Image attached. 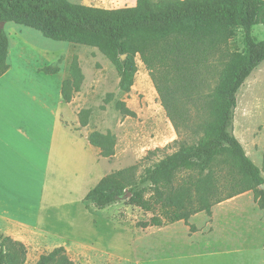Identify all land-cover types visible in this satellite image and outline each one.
<instances>
[{
  "label": "trees",
  "instance_id": "16d2710c",
  "mask_svg": "<svg viewBox=\"0 0 264 264\" xmlns=\"http://www.w3.org/2000/svg\"><path fill=\"white\" fill-rule=\"evenodd\" d=\"M0 22L34 29L54 41L98 49L118 72L122 93L130 92L134 84L139 56L181 137L174 142L178 150L139 179L133 168L103 177L84 198L86 210H105L124 202L153 214L149 221L138 223L139 228H161L188 223L198 213L211 215L214 206L252 191L264 212V168L247 156L233 134L238 93L264 62V40L257 41L253 35L255 26L264 25V0H136L133 7L113 10L67 0H0ZM237 30L244 34L243 52L228 48ZM10 48L3 30L0 78L11 68ZM217 55L223 64L219 80L209 95H197L201 74ZM38 71L54 75L60 68L45 66ZM83 80L74 58L61 89L66 103L80 92ZM197 104L204 113L191 111V105ZM116 108L134 114L122 102ZM89 114L87 109L79 111L81 127L89 125ZM88 142L101 158L115 154L116 138L111 132L93 131ZM0 240V264L26 263L27 247L22 242L7 236ZM36 264L75 263L60 246L41 255Z\"/></svg>",
  "mask_w": 264,
  "mask_h": 264
},
{
  "label": "rangeland",
  "instance_id": "374dc122",
  "mask_svg": "<svg viewBox=\"0 0 264 264\" xmlns=\"http://www.w3.org/2000/svg\"><path fill=\"white\" fill-rule=\"evenodd\" d=\"M67 1L108 10L136 5V0ZM4 30L11 47L24 43L20 54L31 66H57V76L69 77L71 63L78 58L84 80L72 103L79 111L90 110L89 125L83 130L87 135L93 131L111 132L116 138L112 157L101 158L95 150L97 167L89 152V190L96 186V177L123 169L133 168L135 178L139 179L148 168L178 150L174 142L181 137L167 117L151 74L139 56L134 84L130 92L122 93L118 72L98 49L54 41L13 23L6 24ZM253 35L257 41L264 40V25L255 26ZM28 48L42 59L28 57ZM228 48L231 52L244 51L242 30H237ZM222 68L217 55L201 74L202 87L197 95L204 97L213 91ZM108 95L111 97L107 102ZM237 99L233 134L247 156L263 169L264 62L246 80ZM117 102L124 103L134 114H123L116 108ZM201 108V104L191 105L194 113H204ZM50 210V222L62 234L54 241L26 245L25 264H36L56 241L66 248L75 264H264V212L252 191L214 206L211 215L198 213L188 223L181 221L161 228H139L138 223L149 221L153 214L124 202L105 210H86L80 193L72 194L65 206Z\"/></svg>",
  "mask_w": 264,
  "mask_h": 264
},
{
  "label": "crops",
  "instance_id": "0c3cea01",
  "mask_svg": "<svg viewBox=\"0 0 264 264\" xmlns=\"http://www.w3.org/2000/svg\"><path fill=\"white\" fill-rule=\"evenodd\" d=\"M23 45L10 48L11 68L0 78V234L26 246L62 234L50 222V209L77 193L83 203L90 191L89 152L98 164L79 110L63 100L65 75L39 72L48 65L31 66L20 54ZM29 50L28 57L42 59ZM102 178H95L96 186ZM53 243V249L61 245Z\"/></svg>",
  "mask_w": 264,
  "mask_h": 264
},
{
  "label": "water",
  "instance_id": "95a60500",
  "mask_svg": "<svg viewBox=\"0 0 264 264\" xmlns=\"http://www.w3.org/2000/svg\"><path fill=\"white\" fill-rule=\"evenodd\" d=\"M5 27H6V23H5V22H0V34H1V32L5 29ZM123 59H125V56H123ZM261 189H264V185L261 186ZM129 197H130V194L127 193V194L125 195V198H129Z\"/></svg>",
  "mask_w": 264,
  "mask_h": 264
}]
</instances>
